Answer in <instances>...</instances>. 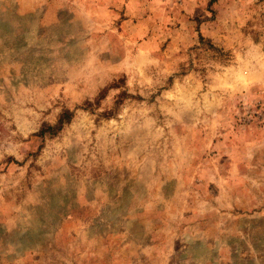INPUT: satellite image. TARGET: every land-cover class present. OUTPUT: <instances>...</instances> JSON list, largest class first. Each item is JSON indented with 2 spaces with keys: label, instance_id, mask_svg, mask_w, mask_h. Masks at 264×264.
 Segmentation results:
<instances>
[{
  "label": "rangeland",
  "instance_id": "obj_1",
  "mask_svg": "<svg viewBox=\"0 0 264 264\" xmlns=\"http://www.w3.org/2000/svg\"><path fill=\"white\" fill-rule=\"evenodd\" d=\"M0 264H264V0H0Z\"/></svg>",
  "mask_w": 264,
  "mask_h": 264
}]
</instances>
